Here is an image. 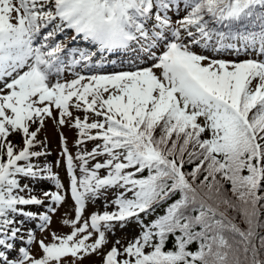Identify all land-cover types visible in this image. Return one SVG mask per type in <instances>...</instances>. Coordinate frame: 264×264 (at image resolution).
I'll list each match as a JSON object with an SVG mask.
<instances>
[{
	"label": "snow or ice",
	"instance_id": "obj_1",
	"mask_svg": "<svg viewBox=\"0 0 264 264\" xmlns=\"http://www.w3.org/2000/svg\"><path fill=\"white\" fill-rule=\"evenodd\" d=\"M172 8L186 14L173 20ZM68 30L90 45L67 49L70 59L56 40ZM237 42L256 58L227 61L193 50L237 49ZM133 46L150 66L64 76L98 54L102 61ZM261 57L264 0H0V264H78L93 254L102 264H264ZM46 118L78 132L75 157L61 135L67 187L51 165L33 162L47 155L34 150L43 145L37 135ZM88 141L100 143L88 151ZM23 178L52 180L56 191L37 197ZM111 189L122 190L112 201L117 210L84 218L86 202ZM69 198L74 218L62 223L70 233L40 240L38 256L20 247L10 258L8 241L23 239L15 216L38 218L42 231L51 219L20 206L48 201L55 212L52 205ZM162 204L164 214L144 223L141 215ZM133 219L140 234L104 252L114 223ZM34 239L29 231L27 244Z\"/></svg>",
	"mask_w": 264,
	"mask_h": 264
},
{
	"label": "rangeland",
	"instance_id": "obj_2",
	"mask_svg": "<svg viewBox=\"0 0 264 264\" xmlns=\"http://www.w3.org/2000/svg\"><path fill=\"white\" fill-rule=\"evenodd\" d=\"M70 30V37L66 38V33L62 35L61 40L64 41V44L69 43L72 40L73 34ZM61 35V34H60ZM58 35V36H60ZM69 35V34H68ZM57 38V37H56ZM201 49L200 52H197L198 54L205 55L204 51H206V48L195 46L194 50ZM207 56V55H205ZM208 57H211L213 59H223L227 61H243L246 59H254L252 57L248 58L247 56H241V57H233V58H225V57H217L209 55ZM261 59H264V57H261ZM152 63L148 62L147 65L141 64L139 67H147L150 66ZM90 65L85 66L84 68L90 67ZM127 70H134V69H127ZM127 70H120V71H127ZM73 73H79L81 75H92L95 74L94 72H86L84 70L80 69H72L70 71H67L64 73V76L66 79H72L74 78ZM97 74V73H96ZM102 74H110V73H102ZM78 115L83 116L82 113H77ZM92 119H95V117L90 118V122ZM61 135L64 137V141L67 144V147L69 151L72 153V155L75 157L76 153L78 151L76 147V142L79 139L78 132L75 128H72L70 126H59L54 120L52 119H45L44 126L41 128L40 132L37 135V141L43 142V145L39 144L34 149L36 151H46L47 155L40 157L39 160H33L34 163H39L41 166L44 164H49L52 167L53 173H55L60 182L67 187L69 183V177L67 175L66 166L63 160V157L61 155L63 150V144L61 141ZM10 140L14 144L17 145L18 148L23 147V143L21 140V137L19 135H14L9 137ZM97 143H100V141H88L83 147L90 151ZM98 160H103V157H98ZM59 161V163H57ZM91 163H95V161H92ZM90 163V166H91ZM105 174V170H101V175ZM77 175H79V171L77 170ZM21 184H28L29 189H36L40 188L43 192L44 191H56L55 188V182L52 180H40V181H32L28 178H23L21 180ZM118 191H122L121 189H111L105 192L104 194L100 195L97 199H89L86 202V208L84 212V218L89 217L93 213H99L102 214L105 211L113 212L116 211L117 208L114 204H112V201L115 199V196ZM26 192L21 193V195H25ZM130 195V194H129ZM57 205H54L56 207ZM60 206V205H59ZM41 210V212L44 211ZM68 218L72 219L74 218V202L69 198L66 203H63L62 206L58 209V212L56 215H54L53 221L51 225L48 227V229L41 231L39 236L34 239L32 244L27 243H20L18 245H15V255H12L10 258H15L18 255V249L20 247H25L30 251V254L32 255H40V249L38 246V242L40 240H44L45 243H49L52 241V235L51 233L55 232L57 235H66L70 233L71 228L68 226H65L62 221L63 219ZM41 220L35 221V223H40ZM30 231L34 234L36 232V229L31 228ZM140 234L139 224L133 219L130 220L125 224L124 227H121L118 222L114 223V230L112 232L106 233L108 243L104 247L103 251L106 252L109 250L113 244L117 240L120 241V244L116 245L118 248H121V246H126L130 241H132L135 237H137ZM23 239H28V233L23 235ZM10 242V241H8ZM14 243V241H11ZM91 242V241H89ZM103 257L101 255H89L85 256L82 261H78V264H102Z\"/></svg>",
	"mask_w": 264,
	"mask_h": 264
},
{
	"label": "trees",
	"instance_id": "obj_3",
	"mask_svg": "<svg viewBox=\"0 0 264 264\" xmlns=\"http://www.w3.org/2000/svg\"><path fill=\"white\" fill-rule=\"evenodd\" d=\"M192 167H194V165H188V166H185L186 170H188V171H190V170L192 169ZM152 214H153V219H155V218H156L157 216H159V215H162L161 210L157 211V209H156L155 212L152 213ZM262 219H264V217H262ZM241 227H244V225L241 224ZM259 231H260V233H261L262 235H264V228L260 229ZM167 247H168V248H172V242H171V240L169 241ZM190 247H191V249L195 250L196 247H197V245H196L195 243H193Z\"/></svg>",
	"mask_w": 264,
	"mask_h": 264
}]
</instances>
